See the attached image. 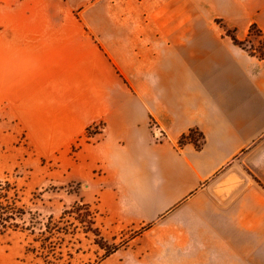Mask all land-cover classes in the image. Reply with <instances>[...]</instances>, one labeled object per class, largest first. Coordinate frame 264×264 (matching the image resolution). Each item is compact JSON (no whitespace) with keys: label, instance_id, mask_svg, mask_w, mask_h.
Segmentation results:
<instances>
[{"label":"crops","instance_id":"obj_1","mask_svg":"<svg viewBox=\"0 0 264 264\" xmlns=\"http://www.w3.org/2000/svg\"><path fill=\"white\" fill-rule=\"evenodd\" d=\"M252 25L264 0H0L2 118L43 155L99 129L95 264H264V58L234 41ZM38 243L0 264H39Z\"/></svg>","mask_w":264,"mask_h":264},{"label":"rangeland","instance_id":"obj_2","mask_svg":"<svg viewBox=\"0 0 264 264\" xmlns=\"http://www.w3.org/2000/svg\"><path fill=\"white\" fill-rule=\"evenodd\" d=\"M262 38L253 33L244 45L258 58L264 56ZM9 123L0 115V204L7 205L4 217L12 214L0 228V241L12 243L0 249L22 254L27 241L39 240L34 247L41 252L39 264H95L103 254L93 230L101 196L104 205L114 206L98 185L99 166L83 156V142L90 141L98 127L67 149L43 155Z\"/></svg>","mask_w":264,"mask_h":264},{"label":"trees","instance_id":"obj_3","mask_svg":"<svg viewBox=\"0 0 264 264\" xmlns=\"http://www.w3.org/2000/svg\"><path fill=\"white\" fill-rule=\"evenodd\" d=\"M253 33H256V34L262 36V34H261L260 30L257 28V26L252 25L250 27V30H249V37L245 41L239 42L236 39L234 41L236 42V44L245 48L244 47L245 43L248 41V39L251 37V34H253ZM262 41H263L262 44L264 47V37L262 38ZM261 57L264 58V56H262V55H261ZM204 141L205 140H204V136H203L202 132L198 128L192 127L180 136L178 143H179V145H185L187 143H193L198 149H200L204 145ZM6 208H7V205L0 204V228L4 227L5 223L8 222V219L12 217L11 216L12 214L4 217V213H6V211H7Z\"/></svg>","mask_w":264,"mask_h":264},{"label":"built area","instance_id":"obj_4","mask_svg":"<svg viewBox=\"0 0 264 264\" xmlns=\"http://www.w3.org/2000/svg\"><path fill=\"white\" fill-rule=\"evenodd\" d=\"M161 132L159 131V130H157V131H155L154 132V136L156 137V138H160L161 137Z\"/></svg>","mask_w":264,"mask_h":264}]
</instances>
